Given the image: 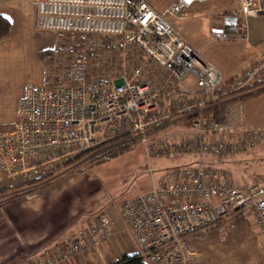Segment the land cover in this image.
<instances>
[{
    "label": "built area",
    "instance_id": "built-area-1",
    "mask_svg": "<svg viewBox=\"0 0 264 264\" xmlns=\"http://www.w3.org/2000/svg\"><path fill=\"white\" fill-rule=\"evenodd\" d=\"M205 1L176 0L158 11L148 0H36L37 27L107 34L133 67L118 73L102 53L104 64L93 72L86 56H75L64 63V80L27 85L14 127L0 129V181L46 183L81 155L96 150L83 160L90 162L140 141L152 154L149 165L152 158L191 156L152 190L120 205L146 264H197L193 239L215 226L224 229L241 214L254 218L264 238V180L241 188L226 167L205 162L235 158L264 143V128L235 123L229 103L264 78V50L226 84L220 69L168 19L183 18L186 9ZM241 9L258 16L264 7L241 0ZM162 128L168 130L159 133ZM112 230L113 221L101 213L83 242L99 245Z\"/></svg>",
    "mask_w": 264,
    "mask_h": 264
},
{
    "label": "crops",
    "instance_id": "crops-1",
    "mask_svg": "<svg viewBox=\"0 0 264 264\" xmlns=\"http://www.w3.org/2000/svg\"><path fill=\"white\" fill-rule=\"evenodd\" d=\"M35 1L0 0V14L6 16L11 23L9 36L0 39V80L7 77L10 79L15 72L20 71L35 77L34 79L28 77L29 83L42 84L44 81L43 70L46 63L40 52L51 50L54 39L52 32L37 27ZM148 1L156 10L164 11L176 0ZM257 2L264 7V0ZM227 15H236L239 18L237 33L242 31L243 38L235 40L237 43L228 41L227 39L232 37L225 38V33L220 31ZM173 24L191 45L201 50L203 58L213 62L220 69L227 80L238 75L247 61H252L264 50V10L258 16H247L241 9V0L197 2L187 9L185 17L173 20ZM234 43L241 45L239 49L242 57L233 54L229 61L227 58L230 57L224 56L226 49L224 46ZM224 59L226 60L223 61ZM247 92L249 91H244ZM241 99L229 102L234 108V122L243 121L247 126H253L248 122L245 106L241 102L238 103ZM20 103L21 99L19 106ZM240 111L242 119L239 118ZM19 112L20 107L17 113L6 116L4 120L15 122L20 115ZM167 130L168 128H162L159 133ZM190 158L191 156L182 157L176 164ZM237 159L248 161L243 165L244 168L237 169L242 175L243 186L248 187L253 181L264 179V143L241 153ZM249 160L254 163L252 167L249 166ZM227 169L234 181L232 172ZM72 176L84 182L64 184L61 181L37 192L22 193L17 201L6 204L17 205V209L2 220L4 223L1 221L6 227H11L12 231L4 228L0 230V264H110L109 262L119 260L120 256L136 253L137 244L132 233L124 239L125 244L118 246V250L115 251L114 248L110 250L108 247H87L84 244L83 239L87 236V231L82 226L78 232L79 221L88 216V213L84 214L88 209L95 210L89 217L92 220L98 214L94 206L102 198L97 195L96 187H93L95 191L91 192L93 196L85 197L87 200L81 205V200L85 196L84 189L90 185L85 182V174L77 173ZM10 181L12 180L0 182L2 185L0 188L15 186L10 184L12 183ZM234 183L236 184L235 181ZM25 189H30V186L25 184L13 192L21 193ZM248 216L238 215L227 222L224 229L221 226L211 228L204 239H195L193 247L197 252V264H264V238L259 228L255 230L251 226V218ZM252 220L254 221V218ZM212 231H216V234L212 235ZM113 243V237L106 242L112 246Z\"/></svg>",
    "mask_w": 264,
    "mask_h": 264
},
{
    "label": "rangeland",
    "instance_id": "rangeland-1",
    "mask_svg": "<svg viewBox=\"0 0 264 264\" xmlns=\"http://www.w3.org/2000/svg\"><path fill=\"white\" fill-rule=\"evenodd\" d=\"M187 12V9H186ZM239 15V13H238ZM178 17L177 16H168V19L172 22L175 21ZM223 21V20H222ZM221 21V24H222ZM225 21V20H224ZM174 25V24H173ZM175 26V25H174ZM176 27V26H175ZM47 30V29H44ZM54 43L51 47L54 53L52 56L45 57L46 66L44 67L43 74H44V81L42 84H34L29 83L27 80L28 77L34 79L33 75H29L26 72H15L11 78L9 79L4 78L0 80V129L2 130H12L14 127V121H6L4 118L8 115H13L18 112L19 106V99H22L25 93L26 84L29 83L34 86H43L47 83L57 82L59 79H65V64L66 62L75 56H86L90 66L93 68L92 71H95V68L102 66L103 59L101 58V54L105 53L104 55L109 56L112 63L116 64L117 72H129L133 67L132 63H129L128 59L126 58V53L120 52L117 48L114 47V38L108 36L107 34H95V33H71V32H60V31H52ZM232 37L231 39H227L228 41L238 42L235 40H241L243 38L242 33H237L235 35L225 34V38ZM224 40V39H223ZM225 41V40H224ZM111 48L115 50V54L110 55V53L105 52L104 49H99L100 46ZM225 54L224 56L230 57L227 60L231 61V55L236 54L240 55V44H231L229 46H224ZM138 51H136V55H138ZM67 56V58H66ZM65 60L63 62L62 60ZM143 59H146V55H143ZM224 59L223 61H225ZM65 63V64H64ZM251 61L246 62V66L250 65ZM240 73V72H239ZM237 74L231 78L230 80H226V84L231 83L235 80ZM28 84V85H29ZM23 85V86H22ZM258 87H254L253 89L247 90L252 91L256 90ZM243 93V92H242ZM239 101V100H238ZM245 106L246 117L248 122L251 123L254 127H261L264 128V91L250 95L247 97L242 98L238 103ZM20 113V112H19ZM18 119V118H17ZM14 122V123H13ZM260 148V147H259ZM96 150L89 152L84 156H80L74 164L59 173L52 181L46 183H29L26 184L30 186V189H25L21 193H15L14 190L7 189L5 192L1 191L0 188V230L2 228L9 229L12 231L11 227H6V224H2V220L7 218V215L11 212L16 210L17 205L15 206H8L7 203L11 201H17L18 197L23 194H30L33 192L40 191L51 184L59 183L62 181L64 184H71L77 183L82 184L84 180H78L75 178L77 173H83L86 175L85 182H87L90 186L84 189L85 196H83L81 200V205L87 200L85 197L92 195L91 192H95L93 187L97 189V195H100L99 203L95 204L94 208L97 209V215L101 213H106L109 218L113 221L114 231L112 230V235L108 239L110 240L112 237L114 238L113 246L110 244H106L108 241H104L99 245L88 244V246H98V247H108L110 250L114 248L118 250V246H122L125 244L124 239H126L131 232L129 231L128 224L120 215V205L129 197H134L149 190H152V186L154 182H158L157 179L159 178L169 169L175 167L176 163L179 159L185 156H190L187 154H177L174 157H161V158H152V164L149 165V153L143 144L140 141L133 143L132 145H127L118 149H113L109 153L104 154L103 156H99L98 158L94 159L90 162H84L89 155L93 154ZM254 151V150H252ZM238 157L231 158V159H222V158H212L207 157L206 163L212 165H220L225 166L230 169L232 172V176L236 185L238 187H247L243 186L242 175L238 168H244V164L248 161L245 159H237ZM104 159V160H102ZM180 161V160H179ZM252 160H249V166H253ZM255 161V159L253 160ZM185 162V160H181V163ZM150 167L153 168V173L150 171ZM67 177H69L67 179ZM67 179V180H66ZM11 179L2 180L7 181ZM66 180V181H63ZM264 180V179H263ZM261 180V181H263ZM258 181V182H261ZM15 185L18 186L14 180L10 181ZM254 182V181H253ZM96 183V184H95ZM250 184V182H248ZM252 184V183H251ZM25 186L24 184H20ZM2 186V185H0ZM23 193V194H22ZM93 196V195H92ZM102 205V206H101ZM103 207V208H100ZM82 209V206H80ZM101 209V210H100ZM94 209H88L85 213H88V216L82 218L79 222V230L82 226L83 229L87 231V227L90 222L97 216L95 215L92 220L89 219L90 215ZM80 211V210H79ZM83 211V210H82ZM81 211V212H82ZM251 221V226L253 228L258 229L255 226V220L253 221V217L250 215L248 216ZM234 219V218H233ZM2 221V222H1ZM90 221L87 225V222ZM85 222V223H84ZM4 223V222H3ZM227 222L225 223V225ZM255 227H254V226ZM87 226V227H86ZM86 227V228H85ZM216 227V226H215ZM218 227V226H217ZM214 228V227H212ZM211 230V228L209 229ZM208 230V231H209ZM206 232L205 236L202 238H194L193 241L204 239L207 236ZM213 234H216V231H212ZM258 232V230H257ZM123 249V247H122ZM114 253L113 251H111ZM197 253V252H196ZM121 257V256H120ZM120 257L118 259H120ZM101 261V259H100ZM116 260H114L115 262ZM112 262V263H114ZM103 263V262H102ZM112 264L111 262H109Z\"/></svg>",
    "mask_w": 264,
    "mask_h": 264
},
{
    "label": "trees",
    "instance_id": "trees-1",
    "mask_svg": "<svg viewBox=\"0 0 264 264\" xmlns=\"http://www.w3.org/2000/svg\"><path fill=\"white\" fill-rule=\"evenodd\" d=\"M10 29H11V23H10L9 19L6 16H3L2 14H0V39L8 37L9 33H10ZM53 51H54L53 49L42 50L40 52L41 57L52 56L54 53ZM254 87H258V88L256 90H252V91H249L247 93H244V94H242L239 97L234 98V99L244 98V97L254 95V94H258V93L264 91V78H262L261 80L255 81L251 84H248L241 91H247V90L254 88ZM102 160H104V159H102ZM255 182H258V181H254L253 183H255ZM29 183H37V182H36V180H32V181H29L27 183H24V185L29 184ZM20 187H22V185H18L17 187L7 186V187L2 188V190L1 189L0 190L2 192L3 191L5 192V190H7V189L14 190V189L20 188ZM112 264H146V263L137 253H134L131 255H123L119 260H117L116 262H114Z\"/></svg>",
    "mask_w": 264,
    "mask_h": 264
},
{
    "label": "water",
    "instance_id": "water-1",
    "mask_svg": "<svg viewBox=\"0 0 264 264\" xmlns=\"http://www.w3.org/2000/svg\"><path fill=\"white\" fill-rule=\"evenodd\" d=\"M238 21L239 18L236 15H227L225 17L224 26L220 31L225 34H236L239 32Z\"/></svg>",
    "mask_w": 264,
    "mask_h": 264
},
{
    "label": "flooded vegetation",
    "instance_id": "flooded-vegetation-1",
    "mask_svg": "<svg viewBox=\"0 0 264 264\" xmlns=\"http://www.w3.org/2000/svg\"><path fill=\"white\" fill-rule=\"evenodd\" d=\"M223 28V27H222ZM238 28H239V21H238Z\"/></svg>",
    "mask_w": 264,
    "mask_h": 264
}]
</instances>
